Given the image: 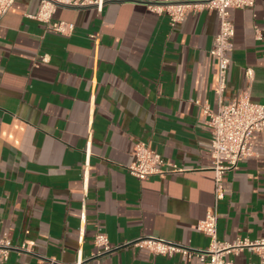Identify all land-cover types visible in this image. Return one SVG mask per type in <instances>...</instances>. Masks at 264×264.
I'll return each mask as SVG.
<instances>
[{
	"label": "crops",
	"instance_id": "crops-1",
	"mask_svg": "<svg viewBox=\"0 0 264 264\" xmlns=\"http://www.w3.org/2000/svg\"><path fill=\"white\" fill-rule=\"evenodd\" d=\"M192 1L202 0H107L102 12L58 7L54 18L75 24L70 36L31 17L40 0H16L3 16L0 234L12 245L4 264H76L80 249L82 264H203L132 244L141 236L199 249L210 244L195 228L215 205L211 132L196 100L218 109L210 50L219 19L202 10L172 25L149 9ZM231 18L225 99L247 93L264 104V0L232 9ZM137 142L182 171L132 176L127 166ZM252 142L255 154L224 175L221 240L264 237V131ZM97 231L119 247L93 257ZM234 258L259 260L247 249Z\"/></svg>",
	"mask_w": 264,
	"mask_h": 264
},
{
	"label": "built area",
	"instance_id": "built-area-1",
	"mask_svg": "<svg viewBox=\"0 0 264 264\" xmlns=\"http://www.w3.org/2000/svg\"><path fill=\"white\" fill-rule=\"evenodd\" d=\"M15 1L0 0V21ZM106 1L40 0L37 12L31 17L43 22L49 32L70 36L74 32L75 24L66 20L55 19L54 15L58 7H94L98 12H102ZM255 2L256 0H202L149 6L151 11L167 14L172 25L182 22L189 13L202 10L215 12L219 19L220 28L214 37L213 46L210 50L218 67L215 86L219 102L218 109L213 110L208 102L196 100L207 117V124L211 132L215 205L207 211L205 218L195 225L196 229L210 237L208 248H193L157 236H141L132 242L135 246L147 248L151 253L157 255L173 256L178 254L184 261L197 257L203 264H242L237 262L234 256H238L247 249L257 254L259 260L246 264H264V237L255 240L237 238L233 241L219 239L217 211L218 203L225 196V173L237 169L244 158L255 154L252 142L253 134L256 131H264V104L251 101L247 93H242L231 100H226L224 96L227 88L228 70L232 60L231 54L234 49L235 26L231 18V10L250 8L255 5ZM44 59L46 60V57ZM133 156L134 159L127 168L132 176L140 180L165 172L182 171V168L176 163L167 160L145 142L135 144ZM90 158L89 143L85 150L84 188L88 187ZM94 246L96 251L93 257L102 256L119 247L111 244L108 235L100 231L94 235ZM21 248L29 250L30 246L23 244ZM11 249L12 245L9 238L0 234V264H4L9 259ZM78 253L76 264H82L83 252L80 249Z\"/></svg>",
	"mask_w": 264,
	"mask_h": 264
}]
</instances>
